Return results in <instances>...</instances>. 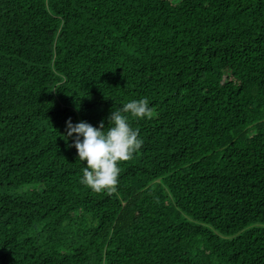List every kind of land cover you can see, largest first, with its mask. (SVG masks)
<instances>
[{"label":"trees","instance_id":"1","mask_svg":"<svg viewBox=\"0 0 264 264\" xmlns=\"http://www.w3.org/2000/svg\"><path fill=\"white\" fill-rule=\"evenodd\" d=\"M143 98L93 191L66 122ZM0 264H264V0H0Z\"/></svg>","mask_w":264,"mask_h":264},{"label":"clouds","instance_id":"2","mask_svg":"<svg viewBox=\"0 0 264 264\" xmlns=\"http://www.w3.org/2000/svg\"><path fill=\"white\" fill-rule=\"evenodd\" d=\"M151 107L147 98L132 99L108 117V125L101 122L95 127L81 121L66 122L64 140H72L77 150V159L83 163L81 183L95 192L115 190L120 173L119 162L127 161L138 150L143 141L129 123V114L137 119L150 115Z\"/></svg>","mask_w":264,"mask_h":264}]
</instances>
